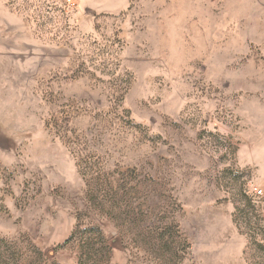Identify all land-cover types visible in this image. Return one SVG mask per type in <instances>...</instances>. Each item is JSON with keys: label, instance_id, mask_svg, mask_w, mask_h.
I'll return each mask as SVG.
<instances>
[{"label": "rangeland", "instance_id": "374dc122", "mask_svg": "<svg viewBox=\"0 0 264 264\" xmlns=\"http://www.w3.org/2000/svg\"><path fill=\"white\" fill-rule=\"evenodd\" d=\"M242 189L264 207V0H0L11 264H262Z\"/></svg>", "mask_w": 264, "mask_h": 264}, {"label": "trees", "instance_id": "16d2710c", "mask_svg": "<svg viewBox=\"0 0 264 264\" xmlns=\"http://www.w3.org/2000/svg\"><path fill=\"white\" fill-rule=\"evenodd\" d=\"M88 173L90 174L89 190L87 191V197L89 200L97 205L101 204L105 206L104 203L113 204L119 195V186L116 185V182L109 179L106 176V173L101 169L98 170L97 168H91ZM235 210V222L241 231L243 227V231L249 235L250 243L255 244L257 248L264 250V207L258 200L242 189L241 198L236 203ZM86 231L93 233L89 236L92 240L93 237H98V239L102 241L100 244L101 250L108 249V246L105 245L104 240H102L103 236L101 235L99 228L91 226V228ZM75 233H73V236L69 238L67 242L72 239L76 240V238H74ZM166 237L168 236L164 235V237L161 238V241L165 244L168 243ZM1 242L5 243L4 248L7 249L0 253V264H11V262L14 261V255L11 252L9 254L8 251L11 249L12 244L6 238H2ZM79 264H84V258L82 256L79 257ZM262 264H264V260Z\"/></svg>", "mask_w": 264, "mask_h": 264}, {"label": "built area", "instance_id": "2783aa9c", "mask_svg": "<svg viewBox=\"0 0 264 264\" xmlns=\"http://www.w3.org/2000/svg\"><path fill=\"white\" fill-rule=\"evenodd\" d=\"M255 190H256L257 192H259V193H262V190H261V189L256 188Z\"/></svg>", "mask_w": 264, "mask_h": 264}]
</instances>
